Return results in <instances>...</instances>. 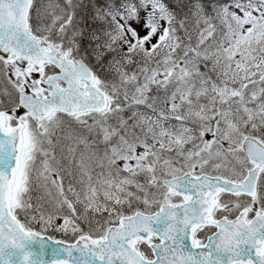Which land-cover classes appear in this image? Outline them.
I'll list each match as a JSON object with an SVG mask.
<instances>
[{"label":"snow or ice","instance_id":"obj_1","mask_svg":"<svg viewBox=\"0 0 264 264\" xmlns=\"http://www.w3.org/2000/svg\"><path fill=\"white\" fill-rule=\"evenodd\" d=\"M0 264H264V0H0Z\"/></svg>","mask_w":264,"mask_h":264}]
</instances>
